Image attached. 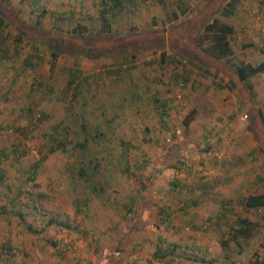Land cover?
I'll return each mask as SVG.
<instances>
[{"label": "rangeland", "instance_id": "obj_1", "mask_svg": "<svg viewBox=\"0 0 264 264\" xmlns=\"http://www.w3.org/2000/svg\"><path fill=\"white\" fill-rule=\"evenodd\" d=\"M227 1L0 0V264H264V209L241 204L264 194V71L248 90L195 44L219 16L230 62H264V0L222 18ZM171 194L191 211L166 212ZM237 217L257 224L226 254Z\"/></svg>", "mask_w": 264, "mask_h": 264}, {"label": "trees", "instance_id": "obj_2", "mask_svg": "<svg viewBox=\"0 0 264 264\" xmlns=\"http://www.w3.org/2000/svg\"><path fill=\"white\" fill-rule=\"evenodd\" d=\"M238 2L239 0H228L221 10L222 18H228L234 15L235 7ZM173 15L174 17H176L177 13L173 12ZM0 21H2L3 23L6 22L1 16H0ZM70 33H72L75 37L81 39L83 38L87 39L88 35L90 34L89 28L85 27L80 23H76L75 26L71 29ZM232 33H233V26L230 23L223 21L219 16H215L203 24L201 30L196 35L195 44L198 47L199 51H201V54H203L204 56H207L213 60L229 63L230 66L234 69L237 79L243 82L244 86L248 90H251V84L249 83V79L252 76L264 71V62H258L256 64H251L246 61H238V63L235 64L230 62V58L233 54V50L230 44L229 36ZM178 51H179L178 52L179 55H183V53L180 52V50ZM30 54L31 53H29L28 56L31 57ZM75 54L78 55L77 53ZM51 55L55 57V55L57 54L55 51H51ZM188 61L194 65H198L201 67V64L197 63L195 60L191 59L190 57H188ZM188 76L189 75L187 73H184L183 79L187 80ZM72 82H74V79L68 81V85H71ZM79 86L76 87L79 88ZM259 116L261 120L264 122V115L260 112ZM106 122H109V120L106 119ZM81 127L83 131L88 132V129L86 128V125L83 122L81 123ZM83 146L84 144L82 143L81 147ZM43 158L44 157H42L41 160H43ZM98 168H99L98 163L94 164L90 167V171L93 174L94 171L99 170ZM79 174L83 178L85 179L87 178L88 182L91 181L90 174H88L83 169L82 166H80L79 168ZM2 176H3V168L0 167V177ZM93 178L94 177H92V179ZM108 178L111 179L110 174ZM109 184L110 183L108 181L104 183L103 181H98V182L94 181L93 190L99 193L104 192L105 191L104 186L105 187L110 186ZM241 204L244 210L249 208H255V210L260 211L261 209H264V194L263 193L249 194L242 198ZM12 211L13 214L16 216V218L19 221H21L23 218V213L21 209L17 208ZM256 224L257 223H255L254 221H249L245 217H237L236 219H234L233 223L228 225V231L226 233V237L220 240V246L222 247L224 253L226 254L228 253V249L230 248L229 243L231 241H233L234 244L238 246V253H242L243 251L242 242H244L251 235L252 230L254 229ZM216 229H218L217 225H216ZM259 261H261V257Z\"/></svg>", "mask_w": 264, "mask_h": 264}, {"label": "crops", "instance_id": "obj_3", "mask_svg": "<svg viewBox=\"0 0 264 264\" xmlns=\"http://www.w3.org/2000/svg\"><path fill=\"white\" fill-rule=\"evenodd\" d=\"M105 117H107V115H105ZM112 131H110L109 129H105V130H103V129H98V131H94L93 133H91V136H92V138H94L95 139V141L96 142H98L99 143V147L98 148H102V149H105V148H111V145L110 144H108L107 143V135H106V133H111ZM90 134V133H89ZM120 143L123 145L124 144V141H123V139H121V141H120ZM122 145L120 146V148H122ZM123 147H124V145H123ZM122 160V159H121ZM123 160H126L125 158L123 159ZM107 161V160H106ZM107 163H109V161H107ZM112 180V179H111ZM110 181V180H109ZM175 182H173V184L174 185H177L178 183H180L178 180H174ZM170 189V188H169ZM171 190V189H170ZM172 195V194H171ZM171 201H165V203H164V208H165V210H166V212H167V210L170 212V211H172V208L173 209H175L176 210V207L177 208H179V210H181L180 208H184V206H187L188 205V202L190 201V200H192L191 198H190V196L189 197H186L185 199H183V196H181L180 194H175V195H172L171 196V199H170ZM184 204V205H183ZM183 205V206H182ZM191 207V205H188V207ZM193 206V205H192ZM188 207H186V208H188ZM189 207V208H190ZM188 208V209H189ZM191 209L192 208H190V211H191ZM189 211V210H188ZM175 212H177V211H175ZM190 222V221H189ZM191 223V222H190ZM194 226H196L195 224H194ZM196 230V229H195ZM200 230V229H199ZM201 231H203V230H201ZM196 233H190V240H191V242H192V240H195V238H196V235H195ZM201 248H203V247H201ZM204 249V248H203ZM206 251V250H205ZM174 257H176V259H178V260H181L182 262H178V264H189L190 263V260L191 259H189V258H187V257H183L182 255H176V256H174ZM67 260V262L69 263V264H82V262H86L85 260H82L81 258H79V256L78 257H70L69 259L68 258H66ZM151 264V260L149 261L148 259H144L142 262H140V260L136 263V264ZM200 264H203V260H201V262H200Z\"/></svg>", "mask_w": 264, "mask_h": 264}, {"label": "built area", "instance_id": "obj_4", "mask_svg": "<svg viewBox=\"0 0 264 264\" xmlns=\"http://www.w3.org/2000/svg\"><path fill=\"white\" fill-rule=\"evenodd\" d=\"M130 212H128V214H129ZM118 254V252L116 251V252H114V255H117Z\"/></svg>", "mask_w": 264, "mask_h": 264}]
</instances>
